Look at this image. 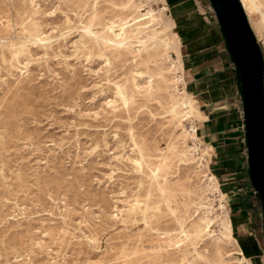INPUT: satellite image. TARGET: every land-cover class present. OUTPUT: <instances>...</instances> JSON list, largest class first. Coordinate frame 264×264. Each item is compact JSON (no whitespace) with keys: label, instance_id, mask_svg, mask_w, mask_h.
Here are the masks:
<instances>
[{"label":"rangeland","instance_id":"1","mask_svg":"<svg viewBox=\"0 0 264 264\" xmlns=\"http://www.w3.org/2000/svg\"><path fill=\"white\" fill-rule=\"evenodd\" d=\"M148 1L0 0V264H264L242 148V191L226 189L173 10ZM239 1L264 83V0Z\"/></svg>","mask_w":264,"mask_h":264},{"label":"crops","instance_id":"2","mask_svg":"<svg viewBox=\"0 0 264 264\" xmlns=\"http://www.w3.org/2000/svg\"><path fill=\"white\" fill-rule=\"evenodd\" d=\"M166 1L171 6L175 15L174 23L180 41L187 48L183 56L184 68L192 76L191 84L196 90L195 98L197 102H200L198 110L206 117V119L199 123V135L203 138L204 142L212 148L213 152L215 150L217 151L215 154V167L217 166L216 171L219 179L226 177L222 179L223 184H234L233 186L230 185L225 188L229 189L230 187H234L242 191V183H238L239 181L237 180L239 173L238 171H234L240 167L241 161L238 155L241 154L239 151L242 148V161L246 164L242 170V175L245 176V178L247 177L248 180L250 179L248 157L245 152L247 150L246 132L242 119V110H239V115L236 114L233 108L234 113L231 112V106H234L235 103H232V95L229 93V91L232 92V90L235 89L240 101L241 81L238 75L239 72L233 65L230 55H228L229 62L222 58L225 51L228 53L222 30L221 36L219 37L221 39L223 38L222 42L215 46V37L217 36L213 34L210 29L206 31L200 29V20L195 19L196 14L193 11V9H196V0ZM220 45L223 47H220ZM216 49L218 52L216 51L213 53ZM230 64L232 66L231 68ZM239 101H237L238 105ZM201 118H203L202 115ZM231 118L234 119L231 120ZM240 137L241 146L238 147V139ZM228 166L230 168H226ZM221 170H226L228 172L221 173ZM232 193L236 195L238 192ZM242 203L243 202H240V205ZM261 222L262 237L264 229L263 212ZM251 227L252 225L250 224V228L245 231H251ZM262 240L263 246L257 243L259 252H262V248H264V239ZM249 242H251L249 245L254 244V235L250 236Z\"/></svg>","mask_w":264,"mask_h":264},{"label":"bare ground","instance_id":"3","mask_svg":"<svg viewBox=\"0 0 264 264\" xmlns=\"http://www.w3.org/2000/svg\"><path fill=\"white\" fill-rule=\"evenodd\" d=\"M209 1L220 22L222 30L224 31L225 34L224 36L226 37L231 59L240 74L238 75L240 76V81H241L240 90L242 88L241 97H242V108L244 114L245 132H246V141H247V157H248L250 178L254 190L256 191V193H258V195H260L261 197L260 199H262L261 201L264 204V102L261 95L262 65L260 63V58L256 50L255 42L252 38V35L248 31L245 20L243 18V15L241 13V10L237 2L235 0H209ZM253 7L254 4L251 3L249 9L250 11L254 12ZM259 24L264 25V21L262 20L261 23ZM84 32H86L87 34V31ZM122 38H120V40ZM122 42L119 43L121 46H122ZM183 107L186 108V105H183ZM206 225L207 227L210 228L213 225V222L209 221L206 223Z\"/></svg>","mask_w":264,"mask_h":264},{"label":"water","instance_id":"4","mask_svg":"<svg viewBox=\"0 0 264 264\" xmlns=\"http://www.w3.org/2000/svg\"><path fill=\"white\" fill-rule=\"evenodd\" d=\"M235 1L237 2L238 6H239V8H240V10H241V13H242L243 18H244V20H245V23H246V26H247V28H248V31H249V33L252 35V38H253V40H254V42H255L256 50H257V52H258V56H259V58H260V63H261V65H262V71H263V62H262V57H261L260 50H259V48H258L257 40H256V38H255V36H254L252 30H251V27H250V25H249V23H248L247 17H246V15H245V13H244V11H243V9H242V6H241L239 0H235ZM239 75H240V74H239ZM261 76H262L261 95H262V99H263V102H264V94H263V89H262V87H263V75H262V73H261Z\"/></svg>","mask_w":264,"mask_h":264},{"label":"trees","instance_id":"5","mask_svg":"<svg viewBox=\"0 0 264 264\" xmlns=\"http://www.w3.org/2000/svg\"><path fill=\"white\" fill-rule=\"evenodd\" d=\"M221 30H222V27H221ZM222 33H223V35H225L224 34V31L222 30ZM224 39H225V44H226V48H227V50H228V52H229V49H228V45H227V41H226V37L224 36ZM229 55H230V52H229ZM230 58H231V56H230ZM232 60V59H231ZM237 69V68H236ZM237 71H238V69H237ZM239 79H240V76H239ZM240 87H241V83H240ZM263 87H264V83H263ZM241 91H242V88H241ZM249 176H250V171H249ZM251 179V178H250ZM256 197H258V199L261 201L262 199H260L261 197H260V195H258V193H256ZM262 202V201H261ZM262 204V212H263V227H264V204H263V202L261 203ZM263 236H264V229H263Z\"/></svg>","mask_w":264,"mask_h":264}]
</instances>
